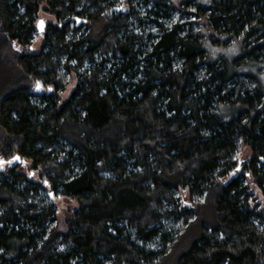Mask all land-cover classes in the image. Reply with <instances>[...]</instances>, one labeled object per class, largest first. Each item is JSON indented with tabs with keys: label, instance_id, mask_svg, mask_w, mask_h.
I'll list each match as a JSON object with an SVG mask.
<instances>
[{
	"label": "trees",
	"instance_id": "trees-1",
	"mask_svg": "<svg viewBox=\"0 0 264 264\" xmlns=\"http://www.w3.org/2000/svg\"><path fill=\"white\" fill-rule=\"evenodd\" d=\"M134 4L0 0L3 151L45 181L0 171V264H264V204L252 207L235 161L251 149L247 173L264 197V94L210 61L194 27L205 19L244 37L246 55L264 61V0L185 1L186 22L165 0H144V15ZM43 5L57 23L32 52ZM72 72L78 84L60 105ZM46 184L78 203L62 230Z\"/></svg>",
	"mask_w": 264,
	"mask_h": 264
},
{
	"label": "rangeland",
	"instance_id": "rangeland-1",
	"mask_svg": "<svg viewBox=\"0 0 264 264\" xmlns=\"http://www.w3.org/2000/svg\"><path fill=\"white\" fill-rule=\"evenodd\" d=\"M123 1L125 0H119L120 5L119 7L124 8L125 5H123ZM135 3L134 5L137 6V9L141 11L142 15L145 14V7H141L143 5L144 0H130ZM148 1V0H147ZM152 2L158 1V0H149ZM172 9H175L172 11V18L171 20L176 21L181 19L182 21H187L188 17H185L182 19L180 16L179 8L181 7V4L185 1H192L195 2L198 5L201 6H207L211 3L212 0H165ZM192 5H188L190 8ZM45 5L42 6L41 11L37 15L36 19V31H37V36L34 39L33 42V50L32 52H39L41 49V44H43V39H44V33H38V22L42 21L45 25V29H47L48 25L50 23L56 24V20L52 15H49L48 12L44 11ZM192 9V8H190ZM195 31L199 32L201 35H203V47L205 51L208 54V59L210 61H217V63L224 61V63H227L229 65V68L231 69V72H234L237 70V74L240 76L248 75V76H253L255 80L257 81L258 88L262 91V94H264V61H257L254 59H251L250 56L246 55V52H249V47L245 45V39L244 37H236V38H229L227 34H217L215 31H213L211 28L207 26V20L205 19H199L195 21ZM80 24V22H78ZM78 24V25H79ZM148 27L152 29V31H155L157 33V29L155 27ZM147 29L149 32L150 30ZM247 56V57H245ZM242 58L241 63H238V66L235 64V60ZM222 59V60H221ZM65 73V71H64ZM65 81L67 82L65 88L63 91H60L58 94L59 96V102L60 105H62L70 96L71 93L74 91L78 84V78L75 72H72L70 74H66L64 76ZM239 79V78H238ZM241 79V78H240ZM242 79H244L242 77ZM3 79L0 77V86L3 84ZM243 81L248 83L249 86L251 79L250 78H245ZM37 89V86L35 87V90ZM41 89V87L39 88ZM223 108V107H222ZM223 110L225 112L224 115L226 117H230L231 115H235L238 113L240 110V107L236 106H224ZM1 133V132H0ZM1 142V134H0V158L9 160L12 157H15L16 155H19L17 153H13L11 155H6L3 151V146ZM252 151L249 147L244 146L239 148V152L237 154V161L238 166H240V170L238 171V174H245L246 175V181L247 185L250 188V192L252 193V202L251 205L253 206H258L259 208L263 207L264 204V197L259 189V187L256 185L254 177L250 173V175L247 173L248 170L246 169V165L248 164L249 161L252 159ZM20 160L13 166L11 167L10 164L5 168L4 171L8 172L10 169H15L18 171H22L26 173L28 176L31 175V178H33L36 181H41L43 180L41 178V169H34V163L33 161L27 160L26 158H23L19 156ZM25 161L23 164L22 161ZM43 183L45 181L43 180ZM48 187V191L51 194V200L55 204L57 209V225L59 227V230L64 229V223L65 220L67 219L66 217L69 216V214L73 211H75L78 208V203L74 199L62 196L60 194H54L51 188L49 187L48 184H46ZM52 191V192H51ZM181 203L182 205H188L190 207L191 205V200H189V194L187 191H182L179 193ZM195 237V230L192 229L190 230L186 236H182V239H180L176 245L173 247L172 250V261L173 259L177 256L180 255L185 251V249H188L190 246V243L192 239Z\"/></svg>",
	"mask_w": 264,
	"mask_h": 264
},
{
	"label": "water",
	"instance_id": "water-1",
	"mask_svg": "<svg viewBox=\"0 0 264 264\" xmlns=\"http://www.w3.org/2000/svg\"><path fill=\"white\" fill-rule=\"evenodd\" d=\"M37 28H38V33L44 32L45 31L44 23L42 21H39ZM40 87H41V89H43L42 85H38V87H37L38 91H39ZM19 156L20 155H16L15 157H12L9 160H5V159L0 158V171L5 170V168L8 166V164H10V166L13 167L20 160ZM22 163L24 164L25 161L23 160Z\"/></svg>",
	"mask_w": 264,
	"mask_h": 264
}]
</instances>
